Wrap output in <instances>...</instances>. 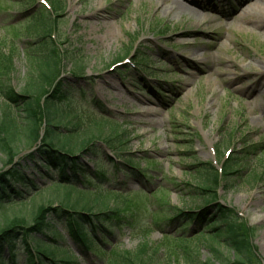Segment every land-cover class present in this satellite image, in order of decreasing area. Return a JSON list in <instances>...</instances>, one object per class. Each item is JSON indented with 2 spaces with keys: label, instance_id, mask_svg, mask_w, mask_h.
Returning <instances> with one entry per match:
<instances>
[{
  "label": "rangeland",
  "instance_id": "rangeland-1",
  "mask_svg": "<svg viewBox=\"0 0 264 264\" xmlns=\"http://www.w3.org/2000/svg\"><path fill=\"white\" fill-rule=\"evenodd\" d=\"M59 1L61 8L47 0H0V121L6 104L13 106L3 92L9 87L22 93L30 59L54 49L60 75L70 86L67 111L82 128L88 127L84 117L103 115L121 126L115 131L124 132L120 140L129 153L122 155L132 162L119 158L117 168L104 158L87 162L105 178H86L94 190L113 187L129 194L112 196L113 204L122 205L125 221L106 224L110 235L97 233L99 242L93 240L87 253L58 226L64 237L59 247L72 251L76 264H105L107 257L131 253L138 245L157 253V264H223L207 247L208 239L196 234L202 227L181 213L203 206L196 187L204 164L218 172L221 161L234 155L235 174L214 187L215 200L250 231L247 236L264 264V84L257 78L264 69V0L248 4L259 7L249 22L233 11L243 0ZM59 49L73 52L84 72H74L66 59L61 64ZM14 145L19 149L20 143ZM25 150L17 151L13 163L35 149ZM6 164L0 151V170L9 168ZM32 166H26V175ZM31 178L39 181L38 190L1 207L0 224L12 217L30 223L42 205L64 196L36 173ZM111 245L115 251L108 255ZM214 248L221 257L229 254ZM21 261L19 254L17 264Z\"/></svg>",
  "mask_w": 264,
  "mask_h": 264
},
{
  "label": "trees",
  "instance_id": "trees-1",
  "mask_svg": "<svg viewBox=\"0 0 264 264\" xmlns=\"http://www.w3.org/2000/svg\"><path fill=\"white\" fill-rule=\"evenodd\" d=\"M47 2L52 5L56 2V7L61 8L59 0ZM40 14L42 15H38ZM46 36L51 39L50 35ZM52 46L55 48L56 42H52ZM58 52L61 55V64L66 59V62L74 65V72H84V66L76 63L73 52L69 55L63 49ZM38 55L30 59L29 75L22 93L15 94L9 87L3 92V96L13 106L6 104L0 121V151L6 155V165L9 166L4 171L0 170V208L20 203L38 190L35 179L31 178L33 173L41 179L51 181L55 186L54 191L62 190L64 196L42 205L30 223L25 219L12 217L0 224V264H17L19 254L22 264H76L72 251L59 247L64 239L56 230L60 221L74 243L86 253L91 250L92 241L96 240L98 231L109 235L104 231V224L115 220L118 223L124 222L126 216L122 212V205L112 203V196L120 199L129 194L113 187L102 192L94 190L86 183V178L89 175H99V179L104 181L102 171L99 170L98 174L96 169L83 162V159L92 162L104 158L117 168L114 162L122 158L121 162L131 164L122 155L129 154L124 148L125 143L120 140L126 138L124 132L115 131L116 127L121 126H116L106 117L87 116L84 118L88 127L82 128L77 116L69 113L64 106L71 101L70 86L66 78L60 75L59 59L54 49L50 54L41 56L42 53L39 52ZM123 58L119 57L121 60ZM19 112H23L20 113L25 120L23 126L18 124ZM15 143H20L19 149ZM98 145L109 150L113 157L108 156L103 149L96 150ZM20 148L26 149L25 151L32 148L35 150L25 154L21 162L13 163ZM30 163H33L32 172L26 175L24 170L28 169L26 166ZM237 166L234 155L221 161L218 172L209 164H204L201 185L196 187L201 194L203 206L199 212L181 214L197 227H202L196 234L208 239L204 241L207 242L209 250L217 255L214 256L216 260L223 264H260L251 239L247 236L250 231L245 230L231 210L215 200L214 187L221 180L235 174L234 169ZM43 167L46 171H42ZM207 206L213 211L206 208ZM39 237L51 243H45V239L42 241ZM214 245L224 247L229 253L228 256L221 257ZM114 251L112 247L108 255ZM159 260V255L151 248L138 245L131 253H117L107 257L105 264H157ZM209 263L210 261H204L199 264Z\"/></svg>",
  "mask_w": 264,
  "mask_h": 264
},
{
  "label": "bare ground",
  "instance_id": "bare-ground-1",
  "mask_svg": "<svg viewBox=\"0 0 264 264\" xmlns=\"http://www.w3.org/2000/svg\"><path fill=\"white\" fill-rule=\"evenodd\" d=\"M252 2H253V0H243L242 2H239L237 4V6L234 8V10H233L234 12L238 13V12L241 11L242 15L240 17V21L249 22V21H251L249 19L256 14L257 10L259 9L258 5H254L252 8H248L249 6H251V5H248V4H251ZM190 3L195 5L196 7L200 8V9L204 8V5L196 4L193 1L190 2ZM172 4H174V6L176 8H178V9H181V10H186L187 9L185 6L178 5L177 2H173ZM257 78H258V80L260 82V85L264 84V69H260L259 74H257Z\"/></svg>",
  "mask_w": 264,
  "mask_h": 264
}]
</instances>
